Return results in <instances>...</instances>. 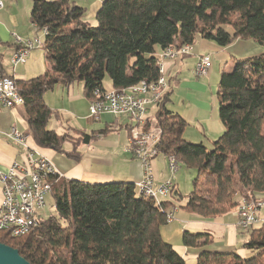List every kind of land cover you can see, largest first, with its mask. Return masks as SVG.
Segmentation results:
<instances>
[{
    "label": "trees",
    "instance_id": "obj_1",
    "mask_svg": "<svg viewBox=\"0 0 264 264\" xmlns=\"http://www.w3.org/2000/svg\"><path fill=\"white\" fill-rule=\"evenodd\" d=\"M32 3L31 22L45 30L48 68L15 83L34 142L59 152L66 134L48 128L53 110L44 98L57 84L83 82L91 98L95 88L107 86V77L109 88L158 81L157 54L168 47H194L198 39L220 47L236 39L260 46L259 55L236 59L221 72L217 96L224 129L211 149L184 137L188 121L168 106L173 87L145 128L157 119L161 152L198 171L184 208L214 217L237 210L241 196L263 199L264 0H103L93 18L72 0ZM71 133L74 148L68 155L78 160V146L94 135ZM173 205L170 199L148 197L133 182L68 179L55 193V215L19 237L0 231V242L17 248L31 264H187L162 233ZM241 229L248 237L239 249H215L212 233L189 229L182 244L197 251L196 264H264V222Z\"/></svg>",
    "mask_w": 264,
    "mask_h": 264
},
{
    "label": "crops",
    "instance_id": "obj_2",
    "mask_svg": "<svg viewBox=\"0 0 264 264\" xmlns=\"http://www.w3.org/2000/svg\"><path fill=\"white\" fill-rule=\"evenodd\" d=\"M94 1L92 6L97 5L99 8L103 0H94ZM95 14L96 13L91 12L89 15L88 13V17L93 18ZM1 25H2V21L0 20V41L1 38H5L4 36L5 32ZM25 38H30V37H25ZM12 51H14V49ZM262 51L263 50L261 49V47H259L257 44H255L253 41L250 40L236 39L232 44L226 47H220L212 41L198 39L197 43L195 44V49L193 53L191 52L186 56L178 57L174 60L165 61L167 68V72L165 74H163V65L161 63V73L162 76L165 79H167V81L169 82V88L173 87L174 83L177 84L178 87L182 82H185V77H186L185 72L189 62H190L189 66L192 68L193 71H195L196 63L199 57L202 55H210L212 62H215L218 65L217 70L222 72V70L226 69L229 66V64L232 63V61L234 64L236 59H243V58L259 55ZM44 58H45V53H44ZM3 60H4L3 55L2 53H0V66L5 72V74L13 75L16 79H20L17 77V75L14 74L15 68L12 70L10 69L8 70L7 67L4 65ZM45 62L48 68V63L46 61V58H45ZM213 66L214 64L212 63L210 70L212 69ZM210 70L208 71V73H210ZM208 73L206 75H208ZM106 84L107 87H110L111 85L109 83ZM76 85H77L76 83L69 85L59 83L52 89H55L57 86L60 87L61 90L59 89L60 91L59 94L62 96L63 102L68 101L71 104H74V102L80 103L79 104L80 109H78V107L73 109V105H71L70 109L72 110V113L77 112L78 114H80V118L82 120H85V126L91 125L93 132L88 133L86 131L88 130V128L85 127V131H83V133L93 134L94 136L89 143L86 144L83 143L78 146V150L81 152V157L78 160H76L73 157L72 167L68 165L69 161L61 164L62 167H65L66 169L68 168L66 171L67 173L68 172H71L69 174L73 173V179L82 180L85 182H92V183L112 182V181H128L133 183L139 182L144 177V171L140 162L134 159L133 155L131 154V151L129 150V134H130L129 120L127 119L126 116H115L112 114H103L99 117L90 116L89 115L90 98H88L85 95L84 83L82 84L83 90H77L76 87L81 85L80 84H78L77 86ZM172 92L174 91L172 90ZM187 98H190V95H188ZM193 108L190 109L189 107L188 110H182L181 111L183 113L182 115H186L188 114L187 112H190L191 115H189V119H191V116L193 114L194 116L193 119H196L198 124H203L206 127L204 130L205 137L207 136L211 140L217 138V136L219 135H215V136L212 135L213 136L212 138L211 135L208 134L209 130L210 131L217 130V132L218 133L220 132L221 134V132H223L224 129L222 123H221L222 127H220L219 124H217V120H218L217 117H219V113L217 110L218 108L217 103L215 102V105L210 114L207 113L206 110L198 108L196 106ZM155 111L156 110L154 108H150L149 115L150 116L153 115ZM54 113L55 115L58 116L59 112L53 110V114ZM90 119H93L94 122L88 123ZM12 126H16L18 129L25 132L26 134L28 133L29 134L28 142L38 147V149L44 155H46L53 161V158L57 155L59 151L53 148L40 147L34 142L33 134L27 121V114L24 105L16 106L14 108L0 107V167L1 168H7L14 161L22 160V156H23L22 147L4 135V132H8V130H10ZM52 130H55L60 134L71 133L69 131L59 132L57 129H52ZM125 131L127 132L126 138H125L126 135ZM186 139L191 142L192 141L196 142V140H200V138H198V134H190L189 136H187ZM67 141L70 140H66L64 143H66ZM201 141L205 142L204 139H201ZM73 142L70 141V143H72L71 145L72 150L74 148ZM63 149L66 150L64 144H63ZM119 149L123 151L122 153L128 155L129 158H122L121 154H119L118 151ZM72 150H68V151L71 152ZM156 158H154V160ZM120 162H122V165H124L125 167H119ZM152 171L157 183L165 181L166 179L169 178V174L165 175L166 173L162 177L156 174L153 170V167H152ZM67 173L64 174L63 172H61L63 176L62 178H60L59 182L62 181L66 177V175L67 176L69 175ZM68 179L69 178H67V180ZM176 189H177V184L175 183V190ZM262 197L264 200V195H262ZM1 199H2V184L0 183V201ZM165 199L173 200V197L169 195ZM259 214L262 218H264V206L259 209ZM237 221L238 219L235 214V211L222 217L206 219L200 217L196 213L188 212L186 208L184 209L182 208L176 214V219L163 228L162 233L164 239L172 243L187 258V260L188 259L196 260L197 251L195 249H189L187 247H184L182 244V234L184 230L189 229L192 232L205 231L212 233L214 238L213 247L215 249H219V250H233L236 248L239 249L242 246V242H244L247 238L245 239L240 237L239 233H241L242 229L239 227Z\"/></svg>",
    "mask_w": 264,
    "mask_h": 264
},
{
    "label": "built area",
    "instance_id": "obj_3",
    "mask_svg": "<svg viewBox=\"0 0 264 264\" xmlns=\"http://www.w3.org/2000/svg\"><path fill=\"white\" fill-rule=\"evenodd\" d=\"M5 7L4 0H0V9ZM45 34V30H43ZM15 48L11 57H14L13 68L26 63L31 51L37 44H43L38 35L34 38H25L16 33ZM193 46L186 45L180 48L168 47L157 54L158 63L165 65L166 60H174L191 53ZM212 66L210 55L199 57L195 74L204 76ZM13 75L5 74L0 66V107L14 108L23 105L24 98L18 91ZM167 79L160 77L156 82L145 81V88L128 89V91L113 90L107 86L95 88L106 94L105 102H90L89 113L93 117L103 114L126 116L130 122L131 130H136L134 157L139 160L144 177L137 182L139 190L157 202L169 196L175 183L170 180L158 185L152 171V161L159 154L161 140H157L155 130L146 129L149 121L150 108L157 107L164 98L167 88ZM132 115H139V124H132ZM4 135L17 143L23 149L21 161H14L7 168L0 167V183L2 184V199L0 201V228L8 230L26 231L37 225L44 216L42 210L46 205L49 194V184L62 178L61 172L54 162L44 155L38 147L28 142L29 134L12 126ZM170 171L174 174L179 170L173 162V157L168 162ZM53 195V194H52ZM240 203H246V211L236 214L237 223L243 229L251 228L264 222L259 214V209L264 206L263 199L240 197Z\"/></svg>",
    "mask_w": 264,
    "mask_h": 264
},
{
    "label": "rangeland",
    "instance_id": "obj_4",
    "mask_svg": "<svg viewBox=\"0 0 264 264\" xmlns=\"http://www.w3.org/2000/svg\"><path fill=\"white\" fill-rule=\"evenodd\" d=\"M72 1L76 2L79 5L86 7L89 15L91 12L96 13V11H98L101 8V6H99L98 8L97 5L92 6V4L95 2L94 0H72ZM4 2H5V7H3L0 10V20L2 21L1 26L4 29L5 38H1L0 53H2L3 55L4 65L7 67L8 70L9 69L12 70L14 68L11 63V59H9L11 58L14 52L12 50L15 47V37L12 33H16L20 36L30 37V38H34L39 35L42 38L43 42L45 40V36H44L43 30L38 29L31 22L30 15H31V9L33 5L32 0H4ZM92 23L93 25L96 24V20H92ZM43 45L37 49H34L31 52L27 63H22L16 66L14 74L17 75L18 78L29 79V78L41 75L47 70V66H46V62L44 58L45 47ZM194 49H195V45L191 51L192 53ZM212 63L214 64V66L210 70V73H208V75L199 76V75H196L195 71H193L192 68L189 66L190 65V62H189L186 68V72H185V76H186L185 82H182L178 87H177V84L175 83L173 84L174 92L171 95V101L168 102V106L170 109H172L175 112L180 113L181 115L183 114L181 112L182 110H188L189 107L190 109H192L195 106L206 110L207 113L209 114L212 112L215 102L218 105L217 90H218L220 73H221V71L217 70L218 69L217 63L215 62H212ZM232 65H233V61L232 63L229 64L226 70H230ZM166 72H167V68L165 64L163 66V74H165ZM106 82L110 84V80L108 77L106 78ZM76 84L81 85V86L76 87L77 90H83L82 88L83 82H76ZM166 88L167 89L169 88L168 81H167V86L162 88V92H164ZM59 89L60 87L57 86L55 89H50L49 91H47L44 95L45 100L50 104L52 109L54 111L59 112L58 116L55 115V113L52 115V118L48 124V128L57 129L59 132H63V131L72 132L73 131V134H75L76 136H79L80 134H83V131H85V127H86L88 128V130L86 131L88 133H92L93 130L91 128V125L85 126V120H82L80 118V114H78L77 112L72 113V110L70 109L71 105H73V109H75L76 107L80 109L79 107L80 103L74 102V104H71L68 101L63 102L62 96L59 94L60 92ZM188 95H190V98H187ZM154 109H156V107H154ZM187 113L188 114L186 115H182L188 121V123H190L187 125L184 131V137L187 138V136H189L190 134H198V138H200V140H196V142L194 141L192 142L199 143L201 142V139H204L205 141L204 144L209 149H211L213 147L212 143L218 138V136L217 138H214L213 140H211L207 136L205 137L204 130L206 127L203 124H198L197 120L193 119L194 117L193 114L191 116V119H189V115L191 114L190 112H187ZM217 119H218L217 124H219V126L222 127L220 118L217 117ZM91 122H94V120L90 119L88 121V123H91ZM147 129L148 130L153 129L155 130L154 132H160L161 128L159 127L158 120L156 119L152 123V128H147ZM129 130L131 134V135L129 134V150H130V144H131L130 139L133 138V133H131L132 131L130 128ZM208 134L211 135L212 138H213L212 135L214 136L221 135L220 132L219 133L217 132V130L215 131L209 130ZM126 136H127V132H126L125 138ZM72 137L73 136L70 135V133H66V138H67L66 140H72ZM71 145L72 143H70V141H67L66 143H64V147L66 148V150L64 149L63 152H58L57 155L53 158V162L56 165L57 169L61 170L60 172H63L64 174L67 173L66 171L68 168L66 169L65 167H62L61 164L69 161L68 165H70V167L73 166V157H70L67 153V152H70L68 150H72ZM135 148H136V144L132 143L131 149L133 152ZM118 151H119V154H121L122 158H129L128 155H125L124 153H122L123 151L121 149H119ZM159 151L160 152L157 155L158 157L152 161L153 170L156 174H158L161 177L164 176L165 173H166L165 175L169 174V178L160 183H157V182L156 183L160 185L164 182L167 183L168 181L172 180L174 183L177 184V188L179 190L178 195H176L177 190H175V188L172 189L170 192L171 196L173 197V202L175 204L173 205V210L170 211L168 214V218H170L172 222L173 220L176 219V214L178 213V211L181 210L182 208L184 209V204L186 203L187 196L190 195L194 191L195 189L194 181L196 177L198 176V171L196 168H190L184 165L183 163H181L179 164L180 165L179 170L173 174L170 171L168 162H170V159L173 156L175 157V155L172 153H165V152L162 153L160 147H159ZM131 154L133 155L132 152ZM135 157L134 159L136 161H139ZM119 167H125V166L122 165V162H120ZM69 173L71 172H68L67 174ZM67 178L73 179V173L69 174L68 176L66 175V177L60 182H58V180L54 182L53 184L54 195H52L53 194L52 193L46 198V205L44 209L42 210V215L45 218L56 214L55 193L58 191L60 185L64 181L67 180ZM186 210L192 213L190 210L188 209ZM230 213L217 215L214 217H204L200 214H197V215H199L202 218L213 219V218L225 216ZM239 234H240V237L242 238L246 239L248 237L247 231L241 230V233ZM196 263L197 261L195 259L187 260V264H196Z\"/></svg>",
    "mask_w": 264,
    "mask_h": 264
},
{
    "label": "bare ground",
    "instance_id": "obj_5",
    "mask_svg": "<svg viewBox=\"0 0 264 264\" xmlns=\"http://www.w3.org/2000/svg\"><path fill=\"white\" fill-rule=\"evenodd\" d=\"M42 45L43 44H37L36 48H39ZM11 62H12V64H14V57L11 58ZM161 77H162V79H165L163 76H161ZM135 87L145 88V82H141V83H139V84H137V85H135V86H133L131 88H112V89L113 90H119V91H128V89H135ZM105 101H106V94H103L100 91H93V95L90 98V102H105ZM23 103H24V101H23ZM132 124H139V115H132ZM131 131H132L131 133H133V138H136V130H131ZM161 134H162V132L160 130V132L157 133V140H161ZM173 162L177 166H180L177 158L174 157V156H173ZM52 193H53V184H49V194H52ZM244 211H246V203H241L238 206L237 210H235V214H239V213L244 212ZM0 231L8 232L13 237H19V236H22V235L26 234V231H17L16 232V230H8V229H2V228H0ZM29 231L30 230H27V233Z\"/></svg>",
    "mask_w": 264,
    "mask_h": 264
},
{
    "label": "water",
    "instance_id": "obj_6",
    "mask_svg": "<svg viewBox=\"0 0 264 264\" xmlns=\"http://www.w3.org/2000/svg\"><path fill=\"white\" fill-rule=\"evenodd\" d=\"M0 264H31L17 248L0 242Z\"/></svg>",
    "mask_w": 264,
    "mask_h": 264
}]
</instances>
